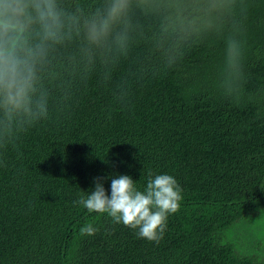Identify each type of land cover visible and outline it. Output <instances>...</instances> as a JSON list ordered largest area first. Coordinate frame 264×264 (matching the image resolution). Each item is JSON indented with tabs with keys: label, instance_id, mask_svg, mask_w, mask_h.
Here are the masks:
<instances>
[{
	"label": "trees",
	"instance_id": "1",
	"mask_svg": "<svg viewBox=\"0 0 264 264\" xmlns=\"http://www.w3.org/2000/svg\"><path fill=\"white\" fill-rule=\"evenodd\" d=\"M247 4L256 101L217 90L223 42L212 39L134 85L127 106L93 78L68 112L0 148V264H264V0ZM149 173L182 189L158 244L77 203L97 177L110 195L117 175L142 191ZM88 225L93 235L81 233Z\"/></svg>",
	"mask_w": 264,
	"mask_h": 264
},
{
	"label": "clouds",
	"instance_id": "2",
	"mask_svg": "<svg viewBox=\"0 0 264 264\" xmlns=\"http://www.w3.org/2000/svg\"><path fill=\"white\" fill-rule=\"evenodd\" d=\"M247 9V0H0V148L68 112L93 78L127 106L134 85L175 70L212 39L223 42L217 90L236 103L256 101L245 87ZM103 179L77 203L158 244L180 207L177 180L149 173L141 191L131 176L117 175L109 195Z\"/></svg>",
	"mask_w": 264,
	"mask_h": 264
},
{
	"label": "rangeland",
	"instance_id": "3",
	"mask_svg": "<svg viewBox=\"0 0 264 264\" xmlns=\"http://www.w3.org/2000/svg\"><path fill=\"white\" fill-rule=\"evenodd\" d=\"M261 225H263V230H264V222H261ZM251 240H253V239H251ZM250 240V241H251ZM255 244V243H254ZM261 244V243H260ZM262 246V245H261Z\"/></svg>",
	"mask_w": 264,
	"mask_h": 264
}]
</instances>
